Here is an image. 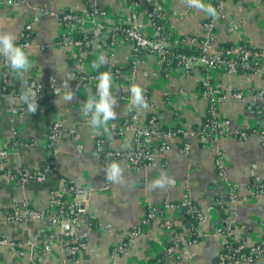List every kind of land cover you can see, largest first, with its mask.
I'll list each match as a JSON object with an SVG mask.
<instances>
[{
    "label": "crops",
    "instance_id": "0c3cea01",
    "mask_svg": "<svg viewBox=\"0 0 264 264\" xmlns=\"http://www.w3.org/2000/svg\"><path fill=\"white\" fill-rule=\"evenodd\" d=\"M87 0H0V31L12 32L17 40L30 25L31 38L24 48L33 67L23 80L34 74L45 86L37 111L27 114L26 106L16 103L13 96H0V148L6 154L0 160V236L21 242L13 247L0 243V264H212L222 252L228 239L250 245L264 241V191L257 193L251 183L264 179V148L260 134L245 138L234 135L235 130L255 127L264 132V61L259 73L206 71L200 66L189 72L163 65L153 53L134 56L131 43L119 39L112 47L109 31L114 25L132 23L131 13L137 11L142 31L153 33L147 11L160 8L167 27L178 35L204 36L203 22L210 16L188 7L184 0H136L133 7L127 0H92L89 5L106 11L98 16L99 27L89 22ZM216 0H203L213 5ZM220 18L214 22L213 40L247 41L264 51V0H219ZM65 9L76 11L82 18L83 29L91 31L88 48L78 51L74 45L58 44L55 38L64 30L59 14ZM67 28V27H66ZM16 40V41H17ZM211 43L210 48L215 49ZM102 65L125 67L113 78L112 92L118 99L117 118L103 127L90 126L83 115L82 102L96 96L89 82H78L76 70L92 73ZM0 58V80L8 85L22 86L20 78ZM130 65V66H129ZM71 75L69 86L76 90L72 102L54 91ZM209 78L217 80L223 98L216 104L218 120L227 119L225 133H215L203 140L191 128L201 122L208 104L201 94L200 84ZM133 84L147 94V109L131 105ZM235 92L241 95L236 97ZM15 97V96H14ZM155 119L145 124L147 116ZM157 119V120H156ZM62 127L56 132L53 145H48L51 123ZM150 127L152 131L137 133ZM162 126H179L185 131L186 144L181 137L163 136ZM133 137L152 150V158L133 167L123 159L114 160L124 169L128 186L105 180L104 169L111 163L100 154L97 139L113 151L131 147ZM16 140V141H15ZM165 141L164 147H160ZM221 156L223 176L216 171V156ZM49 161L54 168L40 180L12 179L8 175L21 169L29 174L41 170ZM113 162V161H112ZM166 175L171 183L164 188L148 190V183ZM87 192L83 213L96 220V226H76L70 238L84 242L83 249L72 255L63 244L65 234L60 226L45 220L27 219L8 222L6 214L12 203L27 201L38 210L69 196L61 194L62 180ZM234 186L236 199L223 201L215 207L216 198L227 195L226 185ZM228 196V195H227ZM188 199L199 212L190 229L174 207L165 203ZM147 207L155 215L141 223ZM139 225L138 231L130 230ZM220 227V228H218ZM220 229V230H218ZM74 233V234H73ZM75 236V237H74ZM69 235H66L67 241ZM173 239L180 246L167 252L166 242ZM124 249L114 251L117 244ZM264 258V250L262 259ZM260 259V258H259Z\"/></svg>",
    "mask_w": 264,
    "mask_h": 264
},
{
    "label": "built area",
    "instance_id": "2783aa9c",
    "mask_svg": "<svg viewBox=\"0 0 264 264\" xmlns=\"http://www.w3.org/2000/svg\"><path fill=\"white\" fill-rule=\"evenodd\" d=\"M11 0H8V2ZM129 4L133 7L136 3V0H127ZM134 9V7L132 8ZM215 9L217 10V17H209L206 21L203 22V27L205 29V39L199 41V46L201 49V52L197 57L185 54V53H176L174 55L176 61H177V67L183 72H189L194 67L200 66L206 71L215 70V71H225V72H234L238 68L245 69L247 73H259L261 71L260 65L264 61V51L261 53L255 52V51H249L245 48H242L240 45L235 43L233 48H231L229 51L226 52L227 58H224L222 56V53L219 49L212 50L210 48V43L212 42V37L210 36V31H212L214 22L220 18V12H221V3L218 1V3L215 5ZM106 14L105 10H95L89 17V22L93 23L94 26L99 27L97 17L98 16H104ZM132 15V23L127 24H118L114 25L110 31H109V44L108 47L112 48L119 39L125 40L127 42H130L132 45V49L134 52V56L141 54V53H153L158 55L160 58L167 55L169 49V45L173 46H183V40H178L177 37H174L172 39L167 40L166 37L157 36L158 32L157 29L152 25L153 33L151 35H147L142 31V24L137 19V11H133L131 13ZM65 19H70L69 14L63 15ZM79 25V24H78ZM80 25H83V21H80ZM79 25V26H80ZM29 25H26L25 28L29 29ZM186 42L194 43L195 39L188 38ZM74 44H78V42H74ZM23 45H26L23 44ZM239 61H238V60ZM7 65V64H6ZM120 76L119 74H112L113 78H118ZM91 80H94L96 82V77L91 78ZM33 84V82L30 83V85ZM202 87L204 88L203 95L206 97L207 102H209L211 105H215L223 98V95L220 94V88L218 83L212 82L211 79L205 78L201 82ZM5 90V87H1V91L3 92ZM0 91V92H1ZM234 95L236 97H239L241 95L240 92H235ZM145 97L147 100V94L145 92ZM132 108H130V111ZM214 113V112H213ZM83 115L86 116L83 112ZM89 117V116H86ZM229 124V120L222 119L221 121L216 119L214 122V125L216 126L217 131H212L211 129L207 133V136H204V133L206 130H203L202 136L206 139H210L211 136L215 133H225L226 127ZM62 127L61 123L54 122L49 127V134H48V145H53V139L56 132ZM149 131H152L150 127L144 128V130L137 133L139 136L148 134ZM177 132H183L185 134V131L181 128L176 129ZM258 132L260 134L261 140L263 138L262 134L264 132L262 131H255L253 133ZM175 133V132H174ZM174 133L167 132L163 134V136H170ZM234 135H237L238 138H245L247 137L246 132L240 130H235ZM165 141H161L160 147H164ZM103 142L100 139H97V146L99 149H104L105 146H102ZM6 154V150L3 148H0V160L1 158ZM108 155V154H107ZM153 152L151 149L145 147L144 145H138L133 150H126L119 154L122 159L130 164H134L136 162H145L147 163L152 158ZM216 166L218 168V175L223 176V171L221 169V156L218 154L216 156L215 160ZM54 168L53 161H49L47 165H45L41 170L29 174L21 169H17L15 172L9 174L8 176L12 179H21V180H28V179H35L40 180L44 177V175L49 171H51ZM261 187H264V182L260 183ZM256 191V189H254ZM226 191L227 195L231 200L236 199V192L233 185L230 183H227L226 185ZM258 193V191H256ZM61 194L63 196H69L71 198L70 202L66 200V198L63 199H57L56 203H50V205L47 207V209L44 210H38L34 207H31L27 201H16L12 203L11 210L6 214V220L8 222H20L22 220H26L27 218L32 219H41L46 221H52V220H59L60 222H69L72 226L71 231L69 233H66L63 237V244L66 243L67 250L72 255L79 253L83 247L84 242L82 240L74 241V239L70 238V235H72V229H74L76 226L79 225H85L84 221L81 218V214L83 213V208L79 206L80 200L83 198L84 190L80 187H77L75 189H72L71 186H69L65 181L62 180V189ZM186 201L182 202L181 205H185ZM75 205V206H74ZM73 207L75 209V215L74 217L67 216L66 208L67 207ZM174 207L176 208L177 205H172L169 203H165L164 207ZM155 215V211L149 210L146 214V216L142 219V223H146L147 220L152 218ZM220 228V227H218ZM220 230V229H218ZM136 231H131L130 234H134ZM66 235H69V238H67V241H65ZM228 241V240H227ZM226 241V242H227ZM9 242V244L13 247H18L21 245V242H13L10 240H7L5 238H0V243ZM225 242V243H226ZM259 243L254 244H244L242 243L241 246H248L250 249V253L253 254V258L250 256H234L233 253H221L218 259L212 263V264H264V258L262 259V252L264 250V245L261 246ZM125 247L124 244H117L114 247V251L118 252L123 250ZM175 245H171L166 248L167 252L174 253ZM236 250V248H235ZM260 258V259H259Z\"/></svg>",
    "mask_w": 264,
    "mask_h": 264
},
{
    "label": "trees",
    "instance_id": "16d2710c",
    "mask_svg": "<svg viewBox=\"0 0 264 264\" xmlns=\"http://www.w3.org/2000/svg\"><path fill=\"white\" fill-rule=\"evenodd\" d=\"M88 1H90V3H91L92 0L86 1L87 6H88L87 9L89 11V15H91L95 10H103V9L93 8L92 5L88 4ZM218 1L219 0L213 1V5H216L218 3ZM65 14H69L71 16L70 19H65L63 17V15H65ZM147 14H148V18H149L150 22L157 29V32H158L157 36L166 37L167 40L176 37L174 32H172L167 27L165 20L162 17V11L160 10V8H153V7L149 8L147 11ZM59 17H60V20L62 22V25L64 26L65 31L61 32L55 38V42L58 44H71V45H74L78 51L79 50L85 51L88 48V43H89V39L91 36V31H86L83 29L84 27H81L78 25L80 23V21H82L80 14L76 11H73L70 9H65L62 13L59 14ZM26 25H29V24H26ZM24 29H25L24 32L19 37V39L16 41L17 45L22 46L23 48L26 47V45H23V44H25V43L28 44V41L31 38V33H30L29 29H26L25 27H24ZM209 33H210L209 37H212V39H214L212 36L213 31H210ZM188 38L195 39V42L194 43L186 42V40ZM177 39L179 41L183 40V46L178 47V46L169 45L168 46L169 51H168L167 55H165L163 58L161 57V59L163 60V65L166 67H170V68H176L177 67V61L174 57V55L176 53H185V54H189V55L197 57L199 55V53L201 52V49L199 46V41L205 39V36L178 35ZM74 42H78V44H74ZM211 43H213V42H211ZM211 43H210V45H211ZM213 44H214L215 49H219L221 51L222 56L224 58H227L226 52L229 51L231 48H233V46L235 45L234 42L229 41V40H227V41H215ZM237 44L240 45L242 48H245L249 51H255V52L261 53V50L259 48L251 45L247 41H240ZM0 58L4 62V65H3L4 70L7 69V65H6L4 58L3 57H0ZM124 70H125V67L101 65L92 73H84L82 70H76L75 78L78 82H89L91 84L92 89H93V93L95 94L96 90H97L96 89L97 82L94 80H91V78H93V77L97 78L99 73L104 72V71H110L111 74H116V73L121 74L122 72H124ZM218 72L223 73L225 71H218ZM236 72L247 73L246 70L242 69V68L236 69ZM211 81L216 82V83L218 82L217 80H212V79H211ZM26 82L28 85H30L31 82H33V83L36 82L38 84L37 87H39V85L41 86L40 92H39V97L37 100V103H38L42 93L44 92L45 86L37 80V77L34 74H31L30 76H28L26 79ZM2 86L5 87V90L3 92L1 91ZM21 90H22V86L8 85L3 80H0V91H1L0 96H2V97L17 96ZM200 91H201V94H203L204 88L202 87L201 84H200ZM219 93L222 94L223 92L220 90ZM23 106L24 105H20L17 108L18 109L24 108ZM216 119H218V117L216 115V106L215 105L213 106L208 102L206 109H205V112L201 117V122L199 124L193 125L191 129L195 133L197 132L196 134H199L201 136H202L201 132L203 130H206L204 133V136H207V133L209 132L210 129L212 131H217L216 126L214 125V122ZM154 120L155 119L153 118V116L149 115L146 118L145 124L148 125L149 122H151V121L154 122ZM52 124L53 123H51L50 126ZM146 127L148 128V126H146ZM177 128L181 129V127H179V126H172V127L162 126L159 129V131L162 134H165L167 132H170V133L175 132L173 135L177 136V137H181V139H182L181 144H182V146H184V144H186V136L183 132H177L176 131ZM241 130L246 132V134L248 136V135L252 134L253 132H255L256 128L255 127H251V128L248 127V128H242ZM235 136L237 137V135H235ZM262 136H263V138L261 141H262V146L264 148V133L262 134ZM138 145H143V144L141 143V141H139L138 137H133L131 147L127 148L126 150H129V149L133 150ZM102 146H105V148L100 149V154H101V156H103V158L106 159L107 163H110V162L117 160V159H122V157H120L119 154L122 153L123 151H113V150L109 149L107 147V145H105V143H103ZM126 150H124V151H126ZM143 164H145V162H143V163L142 162H136V163L131 164V165L133 167H137V166H141ZM0 171L3 172V170H0ZM216 171H218V168H216ZM63 181H65L69 186H71L72 189L77 188V186L73 185L72 183L67 182L64 179H63ZM261 182H264V179L261 181H256V182L251 183L253 185V187L256 189V191H258V193L264 191V187L260 186ZM226 198L229 199V196H227V195L220 196L219 195V197L216 198L217 202L215 204V207H217L218 209H222L223 203H224L223 201L227 200ZM184 201H186L185 202L186 204L181 205L182 202H184ZM169 204L177 205L176 209L178 210L179 214H181V216L184 219L188 229H190V233H189L190 234V240H194L196 238V236H194V233L191 230H193V226L196 225L197 219L199 218L198 210L193 206L192 202L189 201L188 199L170 202ZM74 206L66 208L67 216L74 217V215H75ZM149 210L155 211V208L154 207H147L144 217L146 216V214ZM81 218L84 221L85 225H88V226L93 227V228L96 226V220L94 218L88 216L87 214L82 213ZM46 222L50 223L51 221H46ZM141 223H142V221H141ZM138 229H139V225H136L130 231H136V230L138 231ZM75 230H76V227L74 228V231ZM0 238H2V236H0ZM78 240H81V239H79V238L74 239V241H78ZM12 241L18 242L17 240H12ZM122 243L124 244V241ZM241 244H242L241 241H234L232 239H228V241L223 244V248H222L221 253H223V252L233 253L234 256L243 255V256H250L251 258H253L254 256L252 253H250L249 247L244 246V245L241 246ZM171 245H175L176 248L178 246H180L179 243H177L173 239H171V240H168V242H166L165 248H167ZM260 245L263 246L264 241ZM235 248H236V250H235Z\"/></svg>",
    "mask_w": 264,
    "mask_h": 264
},
{
    "label": "clouds",
    "instance_id": "9594fccd",
    "mask_svg": "<svg viewBox=\"0 0 264 264\" xmlns=\"http://www.w3.org/2000/svg\"><path fill=\"white\" fill-rule=\"evenodd\" d=\"M188 7H194L198 10L204 11L209 16L216 18L217 10L209 5L203 3V0H184ZM17 37L12 32L0 31V57H3L7 66L20 78L22 90L15 97H12L16 103H20L26 106L25 113L34 114L38 108V97L41 86L37 87V83L28 85L23 80L24 73L28 72L32 67V62L28 59V54L25 52L22 46L17 45ZM105 63V57L100 56L98 64L94 67H98ZM72 79L71 75L67 79L62 81L60 87H55V80L52 84L54 91L60 95L61 90H64L63 99L66 102H72L76 98V90L69 86V80ZM97 95L89 96L86 101L82 102V111L86 116H89V124L91 127L99 129L101 127L107 131L108 122L114 121L117 118V112L115 111L118 105V99L113 94V77L110 71H104L97 76ZM131 93V105L137 109H147L149 107L145 90L137 85L133 84L130 89ZM105 180L117 184L120 186H128V180L124 176V169L118 162H111L104 170ZM171 183V180L166 175H161L160 178L150 181L147 185L149 191L155 189L164 188L166 184Z\"/></svg>",
    "mask_w": 264,
    "mask_h": 264
},
{
    "label": "water",
    "instance_id": "95a60500",
    "mask_svg": "<svg viewBox=\"0 0 264 264\" xmlns=\"http://www.w3.org/2000/svg\"><path fill=\"white\" fill-rule=\"evenodd\" d=\"M85 195V196H84ZM84 197L87 196V192L84 193ZM79 206L81 208L84 207V198H82L79 202ZM51 223H53L54 225H58L61 228V231L64 233H69L71 231V224L69 222H60L59 220H52Z\"/></svg>",
    "mask_w": 264,
    "mask_h": 264
},
{
    "label": "rangeland",
    "instance_id": "374dc122",
    "mask_svg": "<svg viewBox=\"0 0 264 264\" xmlns=\"http://www.w3.org/2000/svg\"><path fill=\"white\" fill-rule=\"evenodd\" d=\"M131 17H132V15H131ZM131 17H130V19H131ZM129 43H130V42H129ZM201 137H202L203 140H205V138H204L203 136H201ZM27 219H32V218H27ZM27 219H26V220H27ZM37 220H41V219H37ZM63 233H64V232H63ZM64 234H66V233H64Z\"/></svg>",
    "mask_w": 264,
    "mask_h": 264
}]
</instances>
